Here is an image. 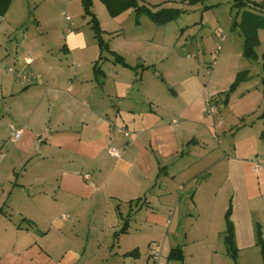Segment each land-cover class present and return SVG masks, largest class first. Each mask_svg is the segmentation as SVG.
<instances>
[{
	"label": "crops",
	"instance_id": "0c3cea01",
	"mask_svg": "<svg viewBox=\"0 0 264 264\" xmlns=\"http://www.w3.org/2000/svg\"><path fill=\"white\" fill-rule=\"evenodd\" d=\"M20 23L9 11L0 15V264H137V211L152 228H164L170 214L158 212L154 199L170 207L193 192L200 205L210 183L199 184L200 174L218 161L216 153L206 155L204 168L186 159L202 161L196 149L216 130L207 109L218 97L195 77L182 92L165 83L154 64L159 48L148 42H109L105 51L69 26L60 60L55 47L26 41ZM12 68L32 78L23 81ZM253 131L244 127L233 154L255 173L264 131ZM237 169L246 183L243 166ZM255 174L264 179V168ZM125 219L128 232L117 236Z\"/></svg>",
	"mask_w": 264,
	"mask_h": 264
},
{
	"label": "rangeland",
	"instance_id": "374dc122",
	"mask_svg": "<svg viewBox=\"0 0 264 264\" xmlns=\"http://www.w3.org/2000/svg\"><path fill=\"white\" fill-rule=\"evenodd\" d=\"M191 1L142 0L140 4L153 11L160 8L186 11L177 21L162 26L147 15L137 17L134 9L112 17L102 0H92V14L86 13L82 0H12L7 12L20 20L19 31L26 34V41L55 47L60 60L66 55L65 28L73 24L86 34L88 41L97 42L94 26L98 22L99 35L106 44L127 46L126 42L135 38L159 48L154 64L161 70L164 82L177 91L182 92L188 79L195 77L197 83L207 87L210 96L221 98L213 115L216 130L211 129L207 141H200L196 149L202 161L197 163L198 158L193 157L186 159L187 164L204 168L209 165L204 162L206 155L210 151L216 153L212 157L216 156L218 161L202 169L200 174L199 184L210 179L200 205L192 200L193 192L184 194L179 205L170 207L154 199L158 212L170 214L169 224L172 222V225L164 228H152L137 211V219L131 224L141 251L140 256L134 258L137 264H264V179L253 172L248 161L240 162L233 154L234 142H240L244 127L253 126V133L264 131L261 119L264 114V29L258 31L261 45L256 48L259 58L254 59L245 56L244 35L239 26H233L234 21H242L244 11L264 16L252 8L254 2L263 4L264 0H243L249 5L243 8L236 6V0ZM119 30L124 32L121 39L116 34ZM16 36L18 39L13 40L21 42L20 35ZM12 70L11 75H24L15 68ZM242 71H248L250 78L231 93L237 74ZM227 94L228 104L225 105ZM213 104L209 103L207 114ZM235 135H238L236 140ZM261 145L264 149L263 139ZM242 153H246L244 146L239 150V154ZM242 166L246 183L234 174ZM208 174L212 175L208 178ZM230 209L237 257L229 253L226 243ZM173 249H181L183 258L170 257Z\"/></svg>",
	"mask_w": 264,
	"mask_h": 264
},
{
	"label": "trees",
	"instance_id": "16d2710c",
	"mask_svg": "<svg viewBox=\"0 0 264 264\" xmlns=\"http://www.w3.org/2000/svg\"><path fill=\"white\" fill-rule=\"evenodd\" d=\"M12 0H0V15H5L9 5ZM105 5L107 6V9L112 17H118L119 15L123 14L124 12H127L131 9H134L136 12V16L140 17L143 15L149 16V18L154 22L156 25L162 26L167 25L169 23H172L174 21H177L180 15L185 10H181L178 8H160L158 11H153L151 8H149L147 5L143 4L141 5L142 0H102ZM186 1V0H183ZM195 1V0H194ZM197 1V0H196ZM193 2V0L191 1ZM84 9L87 14L91 13V6H92V0H82ZM236 6L239 8H243L245 6H249L247 2L243 0H236ZM252 8L255 10L264 13V3H257L254 2ZM96 17L94 16L95 20ZM264 20L263 15H258L249 11H244L242 14V21H234L233 26H239L241 28L242 34L245 38V56L251 57L254 59H258V54L256 52V48L259 46V39H258V31L260 29H264ZM98 23V22H97ZM95 24L94 28L96 30L95 36L99 41V44L102 48H107V44L104 42L103 38L99 35L100 28L98 27V24ZM115 61L118 63H121L125 66H128V64L125 62L124 58L120 55H115ZM262 67H263V79H264V54L262 55ZM250 78L248 71H242L237 74V78L235 83L231 87V93L234 92L238 86L247 81ZM230 94V93H229ZM229 94H227V99L225 100V105L228 104V97ZM218 98H215L212 100V102H216L217 104ZM264 118V115L262 116ZM232 213V209L228 211L227 214V221H228V228L226 233V243L229 253H234L233 256H235L237 249L235 246V227L234 224L229 220L230 214ZM129 229V219H125L124 225L121 229V231L117 234H124L127 233ZM134 253H139L138 250L129 253L128 255H133ZM127 255V256H128ZM170 257L176 258V259H182V250L181 249H173L171 252Z\"/></svg>",
	"mask_w": 264,
	"mask_h": 264
},
{
	"label": "built area",
	"instance_id": "2783aa9c",
	"mask_svg": "<svg viewBox=\"0 0 264 264\" xmlns=\"http://www.w3.org/2000/svg\"><path fill=\"white\" fill-rule=\"evenodd\" d=\"M68 20H70V18H68ZM74 28V25L72 24L68 31H72V29ZM10 73H14V71L12 69L9 70ZM17 78L23 80V81H29L32 76H26V75H18ZM218 106H215V104H213L209 110V114L210 115H215L216 114V111H217V108ZM121 132L126 136V137H130L131 136V133L129 131H127L126 129H123L121 130ZM21 136V131H17L15 133V139H18L19 137ZM108 153L111 155V156H114V157H119L120 156V152L118 149H115V148H110L108 150ZM264 168V160H261V159H258L256 162H255V166H254V171L255 173H258L261 169Z\"/></svg>",
	"mask_w": 264,
	"mask_h": 264
}]
</instances>
